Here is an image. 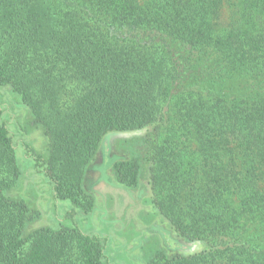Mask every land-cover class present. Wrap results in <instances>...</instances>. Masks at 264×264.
Instances as JSON below:
<instances>
[{"label":"trees","instance_id":"16d2710c","mask_svg":"<svg viewBox=\"0 0 264 264\" xmlns=\"http://www.w3.org/2000/svg\"><path fill=\"white\" fill-rule=\"evenodd\" d=\"M0 89L47 139L35 152L0 105V264L121 262L74 217L97 208L85 175L105 138L148 128L147 156L112 165L128 192L148 179L164 219L130 259L264 264V0H0ZM30 173L71 205L57 226L17 195Z\"/></svg>","mask_w":264,"mask_h":264},{"label":"rangeland","instance_id":"374dc122","mask_svg":"<svg viewBox=\"0 0 264 264\" xmlns=\"http://www.w3.org/2000/svg\"><path fill=\"white\" fill-rule=\"evenodd\" d=\"M2 104H5L3 108L8 107L5 111L12 116L17 134L22 137L24 135L26 143L32 146L35 152H44L47 145L44 132L32 124L28 126L31 118L29 110L18 105L17 95L11 93L9 89H0V105ZM25 128L28 130L27 133L23 132ZM148 131L149 128L143 131L112 133L105 138L85 175V187L88 195L95 200L97 208L92 216L89 214L74 217V221L81 227L92 225L98 232L112 236L114 241L112 253L118 257L123 255L118 264H136L130 259L129 253L136 256L143 255L145 251L148 255L155 249L154 246L157 244L160 246L159 238L151 233L149 225L164 219L155 214L153 205L149 202L152 194L147 186L148 179L143 177L140 187L130 192L116 187L113 183L114 158L146 157L144 140L148 138ZM26 160H20L23 170L31 166L30 160ZM144 187L147 191L138 194L139 189ZM16 192L42 211L41 220L36 225L57 226L59 220H62L71 209L68 202L53 200L47 182L40 175L33 176L30 173L29 179L25 180V184L22 183ZM66 221L68 224L73 223L71 218ZM138 242H141L140 247L136 246Z\"/></svg>","mask_w":264,"mask_h":264}]
</instances>
